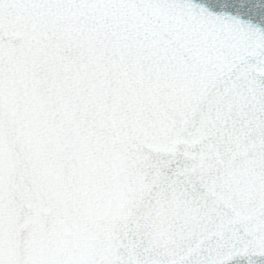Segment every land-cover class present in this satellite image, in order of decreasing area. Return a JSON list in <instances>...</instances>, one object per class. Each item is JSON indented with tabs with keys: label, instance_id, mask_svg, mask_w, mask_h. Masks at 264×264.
<instances>
[{
	"label": "snow or ice",
	"instance_id": "6c2138e0",
	"mask_svg": "<svg viewBox=\"0 0 264 264\" xmlns=\"http://www.w3.org/2000/svg\"><path fill=\"white\" fill-rule=\"evenodd\" d=\"M0 264H264V0H0Z\"/></svg>",
	"mask_w": 264,
	"mask_h": 264
}]
</instances>
